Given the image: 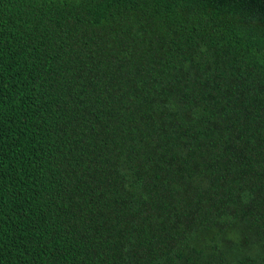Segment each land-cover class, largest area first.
Returning a JSON list of instances; mask_svg holds the SVG:
<instances>
[{"label":"trees","instance_id":"16d2710c","mask_svg":"<svg viewBox=\"0 0 264 264\" xmlns=\"http://www.w3.org/2000/svg\"><path fill=\"white\" fill-rule=\"evenodd\" d=\"M0 264H264V0H0Z\"/></svg>","mask_w":264,"mask_h":264}]
</instances>
